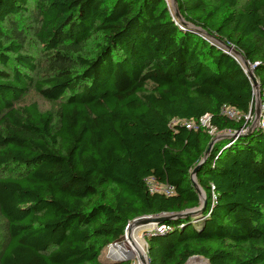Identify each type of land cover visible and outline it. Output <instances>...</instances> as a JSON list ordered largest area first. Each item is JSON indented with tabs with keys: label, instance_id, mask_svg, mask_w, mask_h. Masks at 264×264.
Returning <instances> with one entry per match:
<instances>
[{
	"label": "trees",
	"instance_id": "obj_1",
	"mask_svg": "<svg viewBox=\"0 0 264 264\" xmlns=\"http://www.w3.org/2000/svg\"><path fill=\"white\" fill-rule=\"evenodd\" d=\"M177 8L186 26L167 0H0V264H132L100 256L139 218L200 207L211 128L253 110L228 47L264 90V0ZM196 180L204 211L148 231V263L264 264V128L217 143Z\"/></svg>",
	"mask_w": 264,
	"mask_h": 264
},
{
	"label": "rangeland",
	"instance_id": "obj_2",
	"mask_svg": "<svg viewBox=\"0 0 264 264\" xmlns=\"http://www.w3.org/2000/svg\"><path fill=\"white\" fill-rule=\"evenodd\" d=\"M167 3L169 5V9L171 10V13L174 14L175 12V9H176V6L174 5L173 3V0H167ZM190 28H193L190 26ZM221 45V44H220ZM222 46V45H221ZM234 49V48H233ZM238 61L240 62V64L242 65L243 69L246 71V68L244 67L243 65V62L242 60L238 57L237 58ZM249 71H252L253 72V67H249L248 68ZM247 70V71H248ZM30 101H37L40 105V107L43 109V110H48V109H51L53 106L48 104L47 102H44L41 98H39L37 95H35L32 91L29 92L25 97L24 99L22 100L21 104H25V103H28ZM264 101V93L262 92L261 88L258 87V88H254V104H253V109L254 111H259V114L257 115H254L252 116L253 119L250 121V123L248 124L249 126H252L254 127V130L256 129V124L257 122L259 121L260 119V116H262V110H263V103ZM218 133V132H217ZM216 132H213V137L216 138L217 136H219L220 138H222L220 140L221 141H228L230 140L228 137L230 136V134H232V132H222V133H218L217 134ZM195 182L198 183V181L196 180L195 178ZM199 185V183H198ZM199 189H200V194H199V197L201 199V202L206 200L207 201V194L205 193V191L199 186ZM166 217V216H165ZM154 226H157L155 224H151V225H147V226H130V229L129 231H127L126 233L128 232H132V231H135L137 235L140 236V240L143 244V249L145 251V255H146V259L144 260L145 262L148 263V246H147V242H146V238L148 237V231H150ZM133 229V230H132ZM142 229V230H141ZM125 233V235H126ZM125 235L123 238H121L117 243L113 244L112 246L115 247L117 245H120L123 246L124 245V240H125ZM111 246V247H112ZM111 247L107 248L106 250H104L100 256V260L103 262V263H111L113 260L110 259V252H111ZM125 249L128 250V252L131 253V248L126 246L125 245ZM116 253H119L120 255H123L125 256V254H123V252H121L119 249H113L112 250V256H116ZM132 255V258H129L128 260L126 261H131L132 264H145L144 262H140L137 257H136V254H133L131 253ZM126 257V256H125ZM114 258V257H113ZM122 258H117L116 260H121ZM188 264H209L208 261L202 257H196L195 259H191Z\"/></svg>",
	"mask_w": 264,
	"mask_h": 264
},
{
	"label": "water",
	"instance_id": "obj_3",
	"mask_svg": "<svg viewBox=\"0 0 264 264\" xmlns=\"http://www.w3.org/2000/svg\"><path fill=\"white\" fill-rule=\"evenodd\" d=\"M173 3H174V5L176 6V9H175L174 14L172 13L173 17L175 18V20H178L179 22H181L183 26H186L187 24L183 21L181 15H180V12H179V10H178V8H177V0H173ZM198 32H200L201 34L203 33L201 30H198ZM205 35H206L207 37H211L209 34H205ZM228 50H229V51H232L237 57H239V58L242 60L243 65H244V67L246 68V71H245V72H246L247 76L249 77V79L251 80L253 87H254V88H258V87H259V84H258V82L255 80V77H254V75H253V72L248 70V68L250 67V64H249V63H248V62L242 57V55H241L238 51L234 50L232 47H228ZM247 70H248V71H247ZM256 114L258 115V114H259V111H257ZM253 131H254V127L249 126V127L247 128V130H246L244 133H242L241 131H238V132H232V134H230V136H229L228 138H229L230 140H237V139H239L240 137H243V136H245V135H249V134H251ZM229 132H231V131H229ZM221 139H222V138H220L219 136H217L216 138H214V139L212 140V142H211L210 145H209L208 150L206 151V154H205V156H204V159L201 161V164L205 161V159H207V157H208V156L211 154V152L213 151V148L215 147V145H216L217 143H219ZM201 164H200V165H201ZM200 165H199V166H200ZM199 166H197V167L193 170V172H192V174H191V180H192V183H193L194 187L196 188L198 194H200L201 192H200V189H199V185H198V183L195 182V178H196V174H197V172H198ZM205 205H206V200L202 201L200 207H199V208H196V209H194V210L186 211V212H184V213H180V214H174V215H172V216H168V217H165V216H155V217H144V218H139V219L135 220L131 225H132V226H147V225H151V224L162 225V224H164L165 222H167V221H169V220H174V219H179V218H188V217H192V216L198 215V214H200L201 212H203L204 209H205ZM131 225H130V226H131ZM130 226L127 227L126 232L129 231ZM194 258H195V257H194ZM189 261H190V260H189ZM189 261H188V262H189ZM143 262H144L145 264H149V263H147V262H145V261H143ZM187 264H188V263H187Z\"/></svg>",
	"mask_w": 264,
	"mask_h": 264
},
{
	"label": "built area",
	"instance_id": "obj_4",
	"mask_svg": "<svg viewBox=\"0 0 264 264\" xmlns=\"http://www.w3.org/2000/svg\"><path fill=\"white\" fill-rule=\"evenodd\" d=\"M228 52L229 53H231L232 55H233V57H235L236 58V60H238L237 58V56L232 52V51H229L228 50ZM259 84V83H258ZM259 87H260V84H259ZM261 88V87H260ZM263 93H264V90H263ZM263 103H264V101H263ZM254 104V103H253ZM253 111V112H252ZM263 112H262V116H260V119H259V121L257 122V124L255 125L256 126V128L257 129H259V128H264V105H263V110H262ZM224 114L226 115V116H228L231 120H234V119H238L239 117H238V114H237V112L235 111V110H232V109H229V108H224ZM254 115H256V111H254V109L253 110H251V112H250V114L246 117V119L248 120V124L250 123V121L253 119V117L252 116H254ZM252 118V119H251ZM209 121H210V117L209 116H205V117H203L201 120H200V125L201 126H203V127H205V128H210V126H209ZM191 126H190V124H188L187 125V128H190ZM195 127V126H194ZM249 127V126H248ZM247 127V128H248ZM247 128L245 129V127H244V129L243 130H241V132L242 133H244L246 130H247ZM213 132H216L217 133V131L215 130V129H213V128H211V130H210V135H212L213 136ZM218 134V133H217ZM214 138V137H213ZM150 184H151V191L152 192H161V193H163V194H165L166 196H171V195H173V192H174V190H173V188H171V187H169V186H157V185H155L154 184V182H153V180H151L150 181ZM214 200L213 201H215V197L213 198ZM168 230H170V228L169 227H167V226H164V225H157V226H154L150 231H154V232H157V233H164V232H166V231H168ZM112 246V245H111ZM110 246V247H111ZM111 248H113V246L111 247ZM196 258V257H195ZM195 258H192V259H195ZM110 259L111 260H113V261H126V260H128V259H126V260H116V259H114L113 257H111V255H110ZM191 260V259H190Z\"/></svg>",
	"mask_w": 264,
	"mask_h": 264
},
{
	"label": "bare ground",
	"instance_id": "obj_5",
	"mask_svg": "<svg viewBox=\"0 0 264 264\" xmlns=\"http://www.w3.org/2000/svg\"><path fill=\"white\" fill-rule=\"evenodd\" d=\"M125 245L131 248V253L136 254V257L140 262L141 261L143 262L146 259V255H145L146 253L143 249V244L140 240V236L137 235L135 231L126 233L123 246H121V244H120V245H117L111 249V252H110L111 257H114V259L122 258L121 260H126L129 258H132L131 253L125 249L126 248ZM115 248L119 249L121 252H123V254H125L126 257L123 255H120L119 253H116V256L115 255L112 256V250Z\"/></svg>",
	"mask_w": 264,
	"mask_h": 264
}]
</instances>
